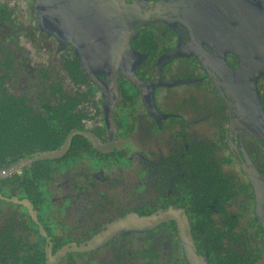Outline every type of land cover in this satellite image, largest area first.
Instances as JSON below:
<instances>
[{"label":"flooded vegetation","instance_id":"obj_1","mask_svg":"<svg viewBox=\"0 0 264 264\" xmlns=\"http://www.w3.org/2000/svg\"><path fill=\"white\" fill-rule=\"evenodd\" d=\"M0 264H264V0H0Z\"/></svg>","mask_w":264,"mask_h":264}]
</instances>
